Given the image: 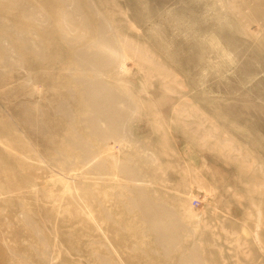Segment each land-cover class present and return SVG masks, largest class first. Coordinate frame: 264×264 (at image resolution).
I'll use <instances>...</instances> for the list:
<instances>
[{
  "label": "rangeland",
  "instance_id": "rangeland-1",
  "mask_svg": "<svg viewBox=\"0 0 264 264\" xmlns=\"http://www.w3.org/2000/svg\"><path fill=\"white\" fill-rule=\"evenodd\" d=\"M0 264H264V0H0Z\"/></svg>",
  "mask_w": 264,
  "mask_h": 264
},
{
  "label": "built area",
  "instance_id": "built-area-1",
  "mask_svg": "<svg viewBox=\"0 0 264 264\" xmlns=\"http://www.w3.org/2000/svg\"><path fill=\"white\" fill-rule=\"evenodd\" d=\"M198 204V200H195V205H197Z\"/></svg>",
  "mask_w": 264,
  "mask_h": 264
}]
</instances>
